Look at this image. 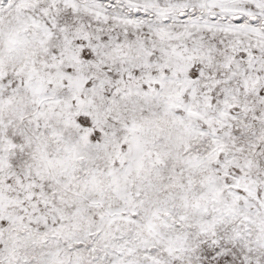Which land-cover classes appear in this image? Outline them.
I'll list each match as a JSON object with an SVG mask.
<instances>
[{"label":"snow or ice","instance_id":"1","mask_svg":"<svg viewBox=\"0 0 264 264\" xmlns=\"http://www.w3.org/2000/svg\"><path fill=\"white\" fill-rule=\"evenodd\" d=\"M0 264H264V0H0Z\"/></svg>","mask_w":264,"mask_h":264}]
</instances>
